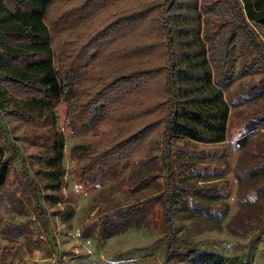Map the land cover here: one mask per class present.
Masks as SVG:
<instances>
[{
	"label": "trees",
	"instance_id": "trees-1",
	"mask_svg": "<svg viewBox=\"0 0 264 264\" xmlns=\"http://www.w3.org/2000/svg\"><path fill=\"white\" fill-rule=\"evenodd\" d=\"M55 1L0 0V193L4 189L24 192L26 185L29 201L49 230L41 187L17 143L22 136L13 138L9 121L49 129L32 136L47 148L38 155L43 156L45 168L36 171H44L47 185L60 190L66 175L65 136L59 128L57 105L65 101L66 124L72 129L95 127L104 119L135 123L129 134L106 147L93 150L84 143L75 144L73 152L83 160L78 168L81 175L118 176L123 162L159 132L157 145L152 143L150 151L135 156L132 165L138 185L156 183L164 189L156 195L163 203L166 235H170L166 253L184 254L191 264H253L251 252L229 256L195 248L191 234H176L175 217L180 213L196 225H213L230 213L219 179L231 167L225 150L197 146L226 143L233 110L264 97V78L230 90L254 69L264 73V34L260 30L264 0H82L58 18L61 26L80 24L94 10L117 8L60 53L48 22ZM132 35L138 38L129 40ZM122 42L121 47H114ZM105 54L117 62L132 61V66L104 80L85 100H76L78 75ZM245 118L234 141L236 149L240 155L262 157L264 149L249 144L264 125V108H256ZM255 139L257 144L264 141L261 136ZM245 157L235 166L237 174L243 170L251 178L264 175L263 158L249 163ZM16 169L22 173L21 183L11 182ZM205 179L211 181L200 185ZM245 190L259 197L264 194V182ZM246 194L239 191L238 209L227 222L232 232L253 225L257 202ZM155 198L152 194L105 211L84 234L103 240L126 230L148 214L149 200Z\"/></svg>",
	"mask_w": 264,
	"mask_h": 264
},
{
	"label": "rangeland",
	"instance_id": "rangeland-1",
	"mask_svg": "<svg viewBox=\"0 0 264 264\" xmlns=\"http://www.w3.org/2000/svg\"><path fill=\"white\" fill-rule=\"evenodd\" d=\"M82 0H56L53 4L48 22L51 24L54 33V47L56 52H64L71 48V41L82 37V34L92 31L102 21L110 16L117 8L94 10L89 13L80 24H68L65 26L57 21L65 10L75 6ZM131 2H133L131 0ZM264 34V27L260 28ZM138 38L137 35L128 37L129 40ZM70 42V44H69ZM117 44L114 47H121ZM91 47H93L91 45ZM106 54L93 65L83 70L78 75L80 83L76 100L85 98L98 88L106 79H110L120 70L132 66L130 62H117L108 59ZM258 65H256L257 67ZM259 69L252 70V74L237 80L230 87L231 92L252 82L264 78L263 72ZM131 103L128 102V106ZM126 106L125 108H128ZM256 108H264V97L252 100L246 105L234 109L230 120L229 140L226 143L216 146H205L199 144L198 148L225 150V155L230 162L224 176L219 179L224 191L223 200L230 204V213L222 223L213 225H196L189 216L177 214L175 217L176 234H191L192 245L197 249H213L222 254L235 256L251 252L254 255L253 264H264V194L259 197L253 191L245 190L253 183L264 182V175L251 178L243 170L238 174L235 166L239 158L245 157V161L257 162L259 155L244 153L236 149L235 139L240 136V128L243 127L245 118ZM59 116V128L65 136V158L64 166L66 175L64 185L60 190H53L47 185L45 173L36 170L45 168L41 162L43 156L39 154L47 151L46 145L32 139L36 134L46 133L49 129L45 126L30 125L20 120L9 121L12 136H22V141H17L21 146L24 157L27 159L30 168L35 173L38 181L42 200L47 210L50 222L49 230L39 213L29 201L30 191L23 186V191L11 193V189H4L0 193V264H113L120 262L125 264H191L186 255H172L166 253L167 240L166 227L164 225V207L159 194L164 189L154 185H138V175L135 171L133 161L143 153L150 151L152 143L157 145L156 138L159 132L150 136L146 145L142 147L131 159L123 162L122 171L118 176L98 178L93 175H81L78 173L79 165L82 163L73 147L77 143L86 144V148L100 149L106 147L117 139L129 134L134 128V121H114L104 119L97 122L95 127L77 125L73 129L66 124L67 103L61 101L57 105ZM243 132V131H242ZM264 137V125L258 128L253 135L250 146L264 149V141L256 142L255 137ZM255 141V143L253 142ZM257 144V145H256ZM126 151V150H125ZM152 151V150H151ZM33 160V161H32ZM262 160V159H261ZM213 167V165H212ZM211 167V170H214ZM18 170L16 169V173ZM15 173V174H16ZM11 175V182L21 183L22 173ZM208 181H200V185H206ZM255 181V182H254ZM161 182V181H160ZM204 182V183H203ZM24 185V184H23ZM162 186V185H161ZM246 186V187H245ZM15 190V189H14ZM13 190V191H14ZM249 194L251 201H256L253 225L232 232L227 222L231 220L238 209L239 191ZM45 194V195H44ZM48 194L58 195V197ZM155 194V199L149 200L148 214L143 216L136 224L106 239H97L93 235H85L84 231L88 225L99 220L105 211L117 206L132 204L138 200L150 197ZM246 194V195H247ZM245 196V195H244ZM246 197V196H245ZM247 198V197H246ZM249 206V205H247ZM249 207L248 211H251ZM63 211L68 212L63 214ZM191 253L194 250L191 249Z\"/></svg>",
	"mask_w": 264,
	"mask_h": 264
}]
</instances>
